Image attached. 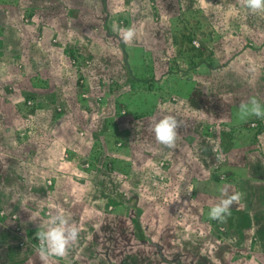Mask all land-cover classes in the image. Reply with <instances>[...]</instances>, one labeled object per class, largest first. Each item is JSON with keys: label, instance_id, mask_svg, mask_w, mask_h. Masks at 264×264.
<instances>
[{"label": "rangeland", "instance_id": "rangeland-1", "mask_svg": "<svg viewBox=\"0 0 264 264\" xmlns=\"http://www.w3.org/2000/svg\"><path fill=\"white\" fill-rule=\"evenodd\" d=\"M127 27L136 29V37L125 44L117 32ZM166 73L176 81L168 82ZM97 88L104 91L97 100L104 106L90 100L98 99ZM138 94L149 97V109L169 100L174 108L195 111L185 113L199 143L184 152L180 134L174 147L158 143L151 118L137 123L138 134L127 141L111 114L100 121H109L107 131L92 126L90 134L104 133L110 143L121 139L123 148L116 151L137 156L141 189L130 190L138 193L135 200L130 183L122 189L124 180L114 175L118 168L129 173V159L103 153L89 167L91 161L82 159L84 144L74 151L61 139L66 128H55L57 136L51 131L68 111L75 119L70 128L77 131L74 115L89 105L132 117L146 109ZM253 96L264 104V12L251 13L241 0H0V103L21 115L10 122L14 146L0 153L8 157L0 166V207L11 217L1 219L11 229L0 227V246L15 240L20 252L4 264H264V169L236 170L230 163L240 154L264 163L257 140L264 137V118L237 116L241 101ZM156 111L161 116L167 109ZM132 141L139 142L135 153L126 149ZM99 143L94 155L101 153ZM200 148L207 149V162H200L199 173ZM76 167L99 193V215L89 210L92 221L84 218L76 240L81 253L91 249L92 258L42 260L32 238L60 209L58 199L70 206L56 180L64 172L77 176ZM241 174L248 177L242 180ZM220 186L242 194L229 228L208 215ZM117 192L126 198L114 203ZM76 217L79 211L71 214L78 223ZM91 222L114 228L103 241ZM128 223L135 225L131 241L116 235L127 234Z\"/></svg>", "mask_w": 264, "mask_h": 264}, {"label": "crops", "instance_id": "crops-1", "mask_svg": "<svg viewBox=\"0 0 264 264\" xmlns=\"http://www.w3.org/2000/svg\"><path fill=\"white\" fill-rule=\"evenodd\" d=\"M183 2H186L187 1H190V0H182ZM139 18H142V15L139 14L138 15ZM155 36H157V32H154L150 35V39H153ZM147 50H150L149 47H147ZM235 70H238V67L237 68H234ZM172 75L169 74V73H166V77L168 78V82H173V81H176L175 79L176 78H171ZM29 90V88L27 89ZM95 91V90H94ZM23 92H25L23 90ZM96 95H93V96H97L98 99H90L91 101L93 100L97 105H101L99 103V99H101V96L102 94L104 93L103 90H99L98 88L96 89L95 91ZM198 89L196 87V89L194 91H192V94L190 96V98H192V103L195 101V99L197 98H193L194 95L198 94ZM98 93H100L101 95H98ZM28 96V94H26L24 97L26 98ZM142 94H138V97L136 98V100H140L145 102V108L144 110H142V112H137L135 111V114H133V116L131 117L130 114H128V117L125 116V112L123 113H120V112H117L115 114V110L116 109H97L95 106H86L84 109H79L80 110V115L77 114L76 112V115H74V117H76V121H77V125L79 127H77V131L76 129L73 131L70 127H71V124L73 123V121L75 120L74 118H70L68 115L70 114V112L68 111V114L64 115L63 118L59 119L58 118V121L55 123L56 125L53 127V131H51L52 133L56 134L55 133V128H58L59 129H62V128H66L67 129V132H66V139L64 140L63 138L62 141L65 142V145L67 146V148H70V146H72L73 148H77L75 149L74 151H78V150H81V146L84 144V147H83V151L82 153L84 152L85 154L84 157H82V159L86 158L88 160H91L90 159V156H91V153H92V149H94L93 147H96L97 145H95V141L97 140V142H100L99 143V147H101V153L99 155H97L96 157V160H98V158L100 157V155H102L103 153L105 154H108L111 155V156H114L117 158V160H123L124 162L129 159L131 162H129V167H130V171L129 173L127 172H123V170L121 169H117V172L114 171V175H117V178L118 180L120 181V178L122 180H124V183L122 184V189L124 187H126L127 184L130 183V187H129V191L131 189H138L140 190L141 187H140V181H141V177H140V171L141 170H137V156H133L132 155V150H131V153L128 155H124L122 152H117L116 150L117 149H121L123 148V145L122 147L118 146L122 140L121 139H118L117 141L115 140L114 142L110 143L109 139L107 136H105V134H101V135H94L92 132L90 134V129L93 127H100V125H102L101 127L104 129L103 131H107L110 127L109 125V121L106 119L103 120V123H101L100 121L102 120V118H105L108 114H111L113 115V120L115 122H117V124L115 125L117 131L121 134L124 133L125 137V140L127 141V139H130L135 133L138 134L137 130H135L136 128V124L139 123V122H142V120L144 118H147V120H149L150 118L153 119V123H155L159 118H161L162 116L164 115H167V114H172L174 116L177 117L179 123H180V127L178 128L177 130V135H181V137H179L177 139V143L180 142V140L182 139L183 141V144L180 145L181 148L183 149L182 152H184V149H185V146L188 145V147L190 148V144L192 145H195L197 143H199V140L198 138L196 139L195 138V133H194V130L192 129H195L193 126H195V124L192 122L193 120L190 121V123L187 121L188 117L186 116V113H189V114H192L194 115L195 114V111L193 110H186L185 108L183 109V106L181 105H177L175 108L171 105V102L168 100L164 101V102H160L158 103V105L154 106V109H149V105L151 107V104L149 102L150 99H148L149 97L146 98V96L144 97H141ZM140 97V98H139ZM101 106H104V104H102ZM9 106L8 104L5 102H1L0 103V153L3 151V153L1 155H4L5 151L9 148L8 145L10 144L11 146L13 145L10 141V138H11V134L14 130V127H13V122L10 124L11 120H13L14 118L15 119H19L21 117V115L19 114H15L12 109H8ZM21 107H18V109H20ZM156 109H167V111H165L161 116H158L156 114ZM185 110H186V113H185ZM125 111V110H124ZM108 113V114H107ZM78 115V116H77ZM68 117L70 118V120L68 119ZM133 118V122H134V125H132V121L130 120V118ZM195 119V118H193ZM81 124V125H80ZM132 125V126H131ZM140 127V126H139ZM84 128V130H83ZM82 131H84V133H82ZM135 131V132H134ZM180 131V132H179ZM4 132V134H3ZM72 133V134H71ZM57 136V134H56ZM258 142H261V144L259 145V148H261L262 150H264V137L263 139H260L258 138L257 139ZM128 144V143H127ZM257 144V142H256ZM126 145V144H125ZM14 146V145H13ZM12 146V147H13ZM110 146H114L113 149L111 150L109 147ZM5 148V149H4ZM132 149L133 148V153H135V151L137 149H139V142H134L132 141L131 143L128 144V146H126V149ZM199 147H197L198 149ZM125 149V148H124ZM123 149V150H124ZM202 151L203 153H200L197 155L198 158H199V168H198V172L200 171V162L202 161V164L204 165L206 162H207V159H206V153H207V149L206 150H203V148H200L199 151ZM98 152V151H97ZM98 154V153H97ZM203 154V155H202ZM258 154H259V149H258ZM13 158V157H12ZM249 157L246 155V154H243V155H239V158L235 159L234 161L235 162H230L232 165L233 164H237V166H234V168L236 170H245V171H249V170H262L264 169V163L261 162L260 164L259 163H256L255 161L253 162H250ZM8 159V157H0V166H4L3 163ZM110 159L113 161L112 157H110ZM131 159H135L133 160L134 165L132 163V160ZM95 160V159H94ZM95 160V161H96ZM110 160V161H111ZM71 161L74 162L73 159H71ZM71 161H67V162H71ZM94 162V161H93ZM14 163V161L8 163L6 166H12ZM97 164V163H96ZM131 164V165H130ZM247 164V165H246ZM246 165V166H245ZM254 165H257V167H253ZM25 166V165H24ZM23 166V167H24ZM64 166H71V163H65ZM197 166V165H196ZM240 167V168H239ZM6 168V167H5ZM134 168V169H133ZM84 170L83 168H80V167H76L75 170H74V173L77 175V176H74V174H71V175H67L65 172L61 175H58V178H57V183H58V189L62 190L61 193L64 195L65 198L69 199L71 201L70 203V206L66 205L62 199H58L57 200V206L60 208L59 210L61 212L64 213V215L70 220V222L72 223V221H75L73 218H71V214H75L79 211L80 212V215L81 217L80 218H77L78 219V223L75 221V224L79 226L80 228V231L81 230V222L85 221L84 218H87L88 221H92V218L90 216V213H89V210L90 212H92L94 215H99V193L98 191H96V188L94 186V184H92L91 182H89V179L90 178H85L81 175L80 171ZM92 173H95L94 169L92 168L91 170H88ZM195 171L197 172V170L195 169ZM0 172H4L2 169H0ZM83 173H86L85 171H82ZM200 173V172H199ZM98 175V174H97ZM99 176V175H98ZM119 176H121L119 178ZM83 177V178H81ZM248 177V174H241V178L242 180L244 178ZM49 180H51L49 178ZM124 186V187H123ZM120 188V187H119ZM248 189V187H246ZM121 189V190H122ZM6 190V189H5ZM10 191V189L8 190ZM7 191V192H8ZM5 192V191H4ZM4 192L2 194H4ZM123 192V191H122ZM122 192H117L116 194V197L112 199V201H114V203H118L120 201V197H122V199H125V195L122 193ZM137 192L135 191H130V197L134 196V199H138L137 197ZM64 203V204H63ZM242 203V202H241ZM247 203V202H246ZM133 204V203H132ZM136 204H139V201L135 203ZM247 208H249L248 204H246L245 206ZM5 207L4 206H1L0 207V227L3 228L5 231L7 230H10L11 228L7 227V225L1 220L2 218L6 217V216H9L10 217V213H8L7 211H5L4 209ZM242 209H244V207H240ZM19 210H22V208H19ZM236 208H233L231 209V212H235ZM1 211H5V213L1 214ZM85 213H87V217L84 215ZM100 216H101V213H100ZM111 216V215H110ZM116 216V215H115ZM119 217L122 219L123 216L119 215ZM11 218V217H10ZM75 218V219H76ZM115 220H116V217H114ZM119 219V220H121ZM117 221V220H116ZM98 223V222H97ZM95 223V225L97 224ZM121 223V222H119ZM115 224L116 227H118L120 224ZM90 224L89 227L92 228V232H95V233H102V240L104 239V235L105 232H109L111 233V230H112V227L114 226H110V227H106L104 225L100 226L98 224V226L95 227V225L93 226L94 223H88ZM128 232L127 234L126 233H117L116 235L117 236H120L121 237H124L125 235H128V238H129V241H131L134 237H136V231L135 233L130 231L132 229V227L134 228L135 225H131L130 223H128ZM114 228V227H113ZM130 232H132L134 235V237L130 234ZM9 232L6 233V235H8V237H10V235L12 234H8ZM108 233V234H110ZM107 234V235H108ZM11 240V239H10ZM10 240H7V242L5 243H2V245L0 246V258H2V255H3V259H5L4 261H0V264H4L6 263L7 261V258L9 257H16L19 252L18 250V246H17V242L14 241L15 243V247L17 249H14V245L12 243H10L11 241ZM104 241V240H103ZM10 243V245H9ZM76 241L72 244V247L74 248H69V251L68 253L64 256V257H54L55 259L56 258H60V259H65L64 261H66L68 258H71V257H74V255H77V256H83V257H87L90 255L91 258H92V253H91V249H84V252L81 253L80 252V247L77 245ZM60 264V263H59Z\"/></svg>", "mask_w": 264, "mask_h": 264}, {"label": "clouds", "instance_id": "clouds-1", "mask_svg": "<svg viewBox=\"0 0 264 264\" xmlns=\"http://www.w3.org/2000/svg\"><path fill=\"white\" fill-rule=\"evenodd\" d=\"M241 5L253 14L264 12V0H241ZM117 35L123 43L128 44L136 37V29L121 28ZM237 116L241 121H246L250 117L264 118V104L257 97H250L247 101H241ZM180 126L176 116L172 114L162 116L153 127L156 141L166 147H174ZM218 191L219 198L211 205L208 215L211 220L226 223L231 216L232 207L239 203L242 194L230 191L226 186H220ZM79 232V226L71 223L63 212L58 210L52 214L47 226L39 225V230L35 233L41 259L46 261L49 257H64L70 246L78 239Z\"/></svg>", "mask_w": 264, "mask_h": 264}, {"label": "trees", "instance_id": "trees-1", "mask_svg": "<svg viewBox=\"0 0 264 264\" xmlns=\"http://www.w3.org/2000/svg\"><path fill=\"white\" fill-rule=\"evenodd\" d=\"M188 40H190V41H192V39H191V37H189L188 38ZM70 52V51H69ZM74 52L72 51V52H70L69 54H70V56L72 57V58H76V56L73 54ZM73 54V55H72ZM24 103H26V99H24ZM97 157V153L94 155V153H92L91 154V156H90V161H91V165L89 166V167H91V166H93V161H94V158H96ZM233 222H234V216H233V213H231V216L228 218V220H227V222L226 223H221V222H219V221H217V223L218 224H220V225H222V226H224L225 228H229V227H231L232 225H233ZM32 240H34V241H36V238L35 237H33L32 238ZM11 242L10 243H12L13 245H14V247H15V240L14 241H12V240H10ZM10 243H9V245H10ZM14 249H17L16 247L14 248Z\"/></svg>", "mask_w": 264, "mask_h": 264}, {"label": "built area", "instance_id": "built-area-1", "mask_svg": "<svg viewBox=\"0 0 264 264\" xmlns=\"http://www.w3.org/2000/svg\"><path fill=\"white\" fill-rule=\"evenodd\" d=\"M72 60H75L74 58H72ZM87 165H88V161H87V163H86ZM1 214H3V212H1ZM13 216H15V215H13Z\"/></svg>", "mask_w": 264, "mask_h": 264}]
</instances>
